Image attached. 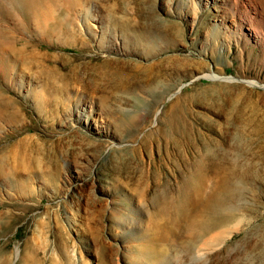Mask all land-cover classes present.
<instances>
[{"label": "rangeland", "instance_id": "1", "mask_svg": "<svg viewBox=\"0 0 264 264\" xmlns=\"http://www.w3.org/2000/svg\"><path fill=\"white\" fill-rule=\"evenodd\" d=\"M70 6L57 14L68 15ZM82 9V33L46 40L31 25L6 31L42 55L18 59L17 73L0 80L18 111L15 123L0 120V264L5 257L7 264H133L132 257H145L157 237L156 208L181 200L170 191L203 145L258 173L240 182L236 201L250 221L216 246L219 229L204 236L200 256L181 250L184 239L172 225L180 237L168 264H216L227 249L232 264H264V0H86ZM125 35L154 39L155 49L126 45ZM103 58L133 91L81 88L79 77L113 86L111 72L95 77ZM151 72L154 85L134 90ZM207 172L208 186L218 176ZM17 182L28 189L9 187ZM256 241L260 247H248Z\"/></svg>", "mask_w": 264, "mask_h": 264}, {"label": "bare ground", "instance_id": "2", "mask_svg": "<svg viewBox=\"0 0 264 264\" xmlns=\"http://www.w3.org/2000/svg\"><path fill=\"white\" fill-rule=\"evenodd\" d=\"M85 1L86 0H76V3L78 2L80 7L77 9H71L73 6H70V0H0V80L7 81L8 78L17 73L15 62L18 59H22L25 62H33L38 58V56L42 55L39 52L32 51L33 49L28 51V47L31 45L30 42L25 41L22 36H10L6 32L7 28L14 29V27L20 24L24 27V30L29 31L28 29L31 25L44 35L45 37L43 38H46V40L52 39L54 35L60 38L61 34H68L69 32L82 33L85 27V25L83 26V22H85L83 17L85 18V15L82 13V4ZM65 3L68 7L70 6V9L66 8L67 11H69L67 12L68 15L65 14L64 17H61L57 14L56 10H58V8L60 9V7L66 6ZM72 5H74V3ZM88 16L89 15H86V17ZM127 28H129V26ZM127 28L123 27L122 30L128 36L126 32ZM126 35L123 36L126 45L130 44L136 48H138V46H143L145 49L146 47L155 49L154 45L156 44V41H154V39L151 40L149 38L148 40H144L137 36L126 38ZM75 37L76 36H74L73 39L70 38L69 42H75ZM18 44H21V46H18ZM96 65V69L99 71L95 73V77L98 78L102 76L104 72L105 75L110 74L107 72H111L112 75L109 78L114 81V84L113 86L110 85L111 87L107 88L103 85H93L92 81H84L85 79L83 77H79V80L83 82L81 88L87 94L95 93L96 91L112 93L116 90H121L123 92L126 90H132V88H130L132 84L128 82V79L124 74L121 72L115 74L112 70H110V59L103 58ZM92 75L93 73H91V76ZM156 77V72L147 73L143 79L144 84H139L138 82V84L134 85V90L135 87L136 89L144 90L145 86H153V83L156 82ZM103 87L104 90L102 89ZM105 89L108 90L105 91ZM145 90H147V88ZM17 116L18 111L15 100L4 95L3 92H0V120H3L5 121V124L10 125L15 123ZM167 122L169 124L170 119H168ZM201 149L203 152L199 155L193 168L183 177L179 188L176 190L172 189V191H170L174 194L176 193L177 195H180L181 200L163 202L162 206H157V220L153 222V229L157 237L155 236L148 241L150 244L147 248L149 249L148 254L146 252L147 256L132 257L131 261L133 264H142L143 261L141 263V260L144 258L148 260L150 259V264H168L170 261L169 248L173 246V248H177L176 250H178L175 242L180 235L182 240L184 239L183 247H181L182 251L189 253L190 256L193 254L198 256L203 255L206 253V248L201 246L200 243L203 242L204 236L216 229H219V233L223 238H221L222 240L219 243H215L216 246L219 245L225 237L230 235L231 232L236 230L241 223H249L250 217L245 216L242 213V206L237 204L236 201L241 198L240 182L242 180L244 181V178H248V176L256 178L258 173L253 172V170L249 167L243 168V166H239V164H231L224 161L223 158L225 155L220 156L214 153L207 145H203ZM4 167V158L0 155V175L4 174ZM13 169V173H18L19 165H15ZM211 170L217 173L214 176L217 175L218 178L207 186L205 185L204 180L206 178V174L208 173L207 171ZM219 171H221V173L218 174ZM231 181L233 184L230 183ZM27 186L28 184L18 182L9 184V187L15 188L18 192L26 191L28 189ZM190 205L191 207L189 209ZM191 208H194L192 211L193 213L191 212L187 215V213H189L188 211H191ZM181 217H186V220L183 224L181 223V226H179L178 223L181 221L177 218L181 219ZM159 219H162L163 222L160 223ZM263 224L261 225L262 227L259 228L261 229V238L264 239ZM172 225L174 227H178L176 229H178L180 235L174 230ZM144 235H146V233ZM143 236H141L140 239H142ZM161 237L166 239L167 243L166 246L164 245L160 247L159 245L158 247V239ZM261 238H259V240ZM204 242H206V239ZM204 242L203 244L206 246L208 243ZM259 245H261V243H258L257 241L255 243L252 242L251 244L248 243V247L253 248L254 246H256L255 248H258ZM136 250L137 252L142 253V249H140V247ZM224 253L225 255L222 256L221 260L219 262L217 261L216 264L233 263L232 260L235 256L232 255L231 250H224ZM247 254L248 253L245 250L240 252V249H238L237 251V255L240 256H246ZM251 255L252 254H250L249 257ZM7 258L8 257L2 258V264H7ZM22 261L23 260H21V263L19 264H24Z\"/></svg>", "mask_w": 264, "mask_h": 264}]
</instances>
